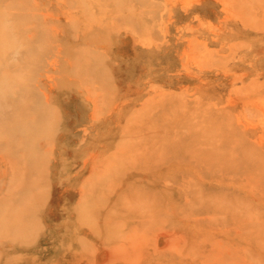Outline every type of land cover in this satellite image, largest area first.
Returning <instances> with one entry per match:
<instances>
[{"label": "rangeland", "instance_id": "obj_1", "mask_svg": "<svg viewBox=\"0 0 264 264\" xmlns=\"http://www.w3.org/2000/svg\"><path fill=\"white\" fill-rule=\"evenodd\" d=\"M1 15L2 86L40 109L26 147L47 188L0 264H264V0H0ZM22 153L0 151L1 201L25 189Z\"/></svg>", "mask_w": 264, "mask_h": 264}, {"label": "bare ground", "instance_id": "obj_2", "mask_svg": "<svg viewBox=\"0 0 264 264\" xmlns=\"http://www.w3.org/2000/svg\"><path fill=\"white\" fill-rule=\"evenodd\" d=\"M104 2H105V0H104ZM4 15H1V21H0V51L2 50V48H4L7 44H9V43H12L13 41H16V37H15V34H14V31H15V27H12V26H9V24H6L5 23V20H4ZM231 48V47H230ZM3 52V51H2ZM7 52V51H6ZM20 67V66H19ZM19 67H18V69H19ZM8 69V68H7ZM3 70V74L1 75V73H0V151H6V152H14V150H19L20 148L21 149H24V153H22L23 154V156H21L18 160L19 161H25L26 162V164H27V173H26V177L24 176V179H23V184L25 185V189H24V191H20V193H16V195L14 196V197H8V199H5V201H1V202H3L2 203V205H4L3 207L5 208L6 207V209H4V208H1L0 209V240L1 239H4V238H9V237H12L13 235V237H18V235H21V236H23V235H28L27 233H30V234H32L31 232H33V231H31V230H33L32 229V227H30V232H28L27 230L26 231H24L25 229H22V228H24V225H22L24 222H27V221H29V219H31V215H32V213H33V211L32 210H34V207H35V204H36V201H38V199H40V196H39V194H38V191H40V190H38L39 189V185L38 184H36V181H37V179H38V176H40V174L39 173H42V172H47V171H45V170H43L42 172H40L39 171V175H37L36 173H37V170L35 169V163H33V162H35V160H36V157L35 156H33V154H31L30 153V150L26 147L27 146V143L30 141V140H32V135H31V131H29V126L30 127H32V126H34V128H36L35 126H39V125H41V123H43V119L41 118V116H40V109H39V107L38 106H36L35 104H34V102H33V100H32V97L30 96V95H27L25 92H22V90L20 89L21 88V86L19 87H17V89H16V85H15V87H13V85L11 84V87H5L4 86V84H3V86H2V83H4V82H2V80L5 78L4 76H6L7 78H8V76L9 75H11L12 73L11 72H9V70ZM2 72V71H1ZM10 77V76H9ZM3 78V79H2ZM9 79V78H8ZM254 80H255V78H254ZM5 82H7V81H5ZM17 82V81H16ZM258 83V82H257ZM256 83V84H257ZM24 84V83H23ZM7 86V85H6ZM8 86H10V85H8ZM4 88H6V91H5V93L4 94H2L3 93V91L5 90ZM23 89V88H22ZM254 89V88H253ZM24 90H25V88H24ZM28 91V90H27ZM7 93V94H6ZM24 93V94H23ZM5 94H6V96H5ZM16 94V95H15ZM7 95H11V96H9V98L10 97H12V96H14L15 98L14 99H11L10 101H8V97H7ZM13 98V97H12ZM91 100H92V98H91ZM95 103V102H94ZM47 107V106H46ZM49 108H51V107H48L47 109L49 110ZM10 109V110H9ZM54 112V111H53ZM56 112V111H55ZM54 112V113H55ZM49 113H52V110L50 109V112ZM53 114V113H52ZM56 114L57 113H55V114H53V115H55L56 116ZM48 115V114H47ZM50 116V115H49ZM48 117V116H47ZM51 117V116H50ZM50 117H48V118H50ZM51 119H54V118H52L51 117ZM56 120V119H55ZM63 120V119H62ZM47 121H49V122H51L52 124L51 125H53V121L51 120H47ZM46 123H48V122H46ZM61 123V122H60ZM43 125V124H42ZM47 125V124H46ZM218 126V125H217ZM46 127H48V125L46 126ZM53 127H55V126H53ZM52 127V128H53ZM40 128H41V126H40ZM39 128V129H40ZM42 129H43V127H42ZM248 129V128H247ZM45 131H48V130H46V128H45ZM57 131V130H56ZM51 132H52V130H51ZM47 133H49V132H47ZM53 133H56V132H54L53 131ZM86 133V132H85ZM37 134V133H36ZM42 134H43V132H42ZM41 135V134H40ZM49 135V134H48ZM47 135V137H49ZM264 135V134H263ZM42 136H44V135H42ZM62 137V136H61ZM262 137V136H261ZM50 138V137H49ZM39 139V138H38ZM42 139V138H41ZM43 139H45V138H43ZM51 139H54V138H52L51 137ZM208 140H210V138L208 139ZM42 141V140H41ZM40 141V142H41ZM48 141H54V143H55V139L54 140H48ZM252 141V140H251ZM263 141H264V139H263ZM33 142V141H32ZM37 142V141H36ZM45 142V141H44ZM60 142V141H59ZM208 143H210V142H208ZM218 143V142H217ZM30 144V143H29ZM211 144V143H210ZM209 144V145H210ZM216 144V143H215ZM31 145V144H30ZM42 145H44V143H42ZM217 145V144H216ZM234 145V144H233ZM215 146V145H214ZM49 147V146H48ZM47 147V148H48ZM210 147H211V145H210ZM218 147V146H217ZM217 147H215V148H217ZM32 148V147H31ZM73 148V147H72ZM221 147H219L218 149H220ZM213 149V148H212ZM232 149V148H231ZM69 150V149H68ZM74 150H75V148H74ZM217 150V149H216ZM65 151H67L66 149H65ZM76 151H78V150H76ZM75 151V152H76ZM209 151V150H208ZM212 151V150H211ZM50 151H46V153H49ZM212 152H214V151H212ZM212 152H209V153H212ZM3 153V152H2ZM1 153V154H2ZM60 153H61V151H60ZM66 153V152H65ZM236 153V152H235ZM0 154V155H1ZM36 154V153H35ZM215 154V153H214ZM5 155V154H4ZM42 155V154H41ZM62 155V154H61ZM229 155V154H228ZM233 155H234V153H233ZM232 155V156H233ZM1 156H3V155H1ZM9 156H10V154H9ZM15 156V155H14ZM25 156V157H24ZM43 156V155H42ZM46 156H47V154H46ZM45 156V157H46ZM211 156H213V155H211ZM210 156V157H211ZM253 156V155H252ZM7 157V156H6ZM40 157V156H39ZM62 158L64 157V156H61ZM246 157V156H245ZM13 158V157H12ZM18 158V157H17ZM49 158V157H48ZM48 158H46L48 161H49V159ZM61 158V159H62ZM78 158V157H77ZM92 158H94V157H92ZM212 158V157H211ZM226 158V157H225ZM239 158H241V157H239ZM238 158V160L240 161V159ZM246 158H248V157H246ZM246 158H243V162H245V160L244 159H246ZM262 158V157H261ZM9 158H7V160H8ZM15 159V158H14ZM31 159V160H30ZM75 159V158H74ZM3 160H5V158H3ZM17 160V161H18ZM67 160V159H66ZM252 160V159H251ZM16 161V162H17ZM27 161H28V163H27ZM46 161V160H45ZM233 161V160H232ZM237 161V160H236ZM247 161V160H246ZM250 160H248V162H249ZM7 162H9V160L7 161ZM6 162V163H7ZM67 162H69V161H67ZM241 162H242V159H241ZM253 162H255V159H254V161ZM14 163H15V161H14ZM45 163V162H44ZM48 163V162H47ZM66 163V162H65ZM93 163H94V160H93ZM20 164V163H19ZM25 164V165H26ZM50 164V163H49ZM60 164H61V162H60ZM63 164V163H62ZM230 164V163H229ZM233 164H234V162H233ZM244 164H247V163H244ZM254 164V163H253ZM260 164V163H259ZM41 165H43L42 167L43 168H41V169H46V167H45V164H41ZM91 165H93V164H91ZM95 165V164H94ZM228 165V164H227ZM226 165V166H227ZM50 166V165H49ZM62 166H64V165H62ZM61 166V168H63ZM67 166H68V164H67ZM67 166H64V167H66L67 168ZM238 166V165H237ZM253 166V165H252ZM19 167V166H18ZM22 167V166H21ZM20 167V168H21ZM73 167H74V165H73ZM92 167V166H91ZM91 167H90V169H91ZM246 167H248V166H246ZM17 168V166L15 167V169ZM39 167H37V169H38ZM94 168V167H93ZM22 169V168H21ZM56 169H57V167H56ZM65 169V168H64ZM89 169V170H90ZM96 169V168H95ZM94 169V170H95ZM17 171L18 170H20V169H16ZM36 170V172H35V175L33 176V174L31 173V172H34ZM39 170H40V168H39ZM47 170H48V168H47ZM88 170V171H89ZM92 172V171H91ZM95 172V171H94ZM14 173H15V171H14ZM89 173V172H88ZM63 174V173H62ZM91 174V173H90ZM20 175V174H19ZM22 175V174H21ZM25 175V174H24ZM37 175V176H36ZM42 175V174H41ZM44 175V174H43ZM72 175V174H71ZM67 176H69V175H67ZM89 175H87V177H88ZM91 176V175H90ZM43 177V176H42ZM65 178H67L66 177V175L64 176ZM96 177V176H95ZM103 177V176H102ZM105 177V176H104ZM253 177V176H252ZM251 177V178H252ZM14 178H15V176H14ZM45 178V177H44ZM70 178V177H69ZM91 178H92V176H91ZM93 178H94V175H93ZM46 179H48V178H46ZM45 179V180H46ZM68 179V178H67ZM88 179H89V177H88ZM102 179V178H101ZM257 179V178H256ZM41 180H43V179H41V177L39 178V181H41ZM63 180V179H62ZM87 180V179H86ZM91 181L92 180H95L96 181V179L94 178V179H90ZM98 180V179H97ZM51 181H52V179H51ZM50 181V182H51ZM63 181H65V180H63ZM91 181H89L90 183H91V185H94V184H92V183H95V181L94 182H91ZM256 181V180H255ZM38 182V181H37ZM49 182V183H50ZM66 182H69V179H68V181L66 180ZM81 182L82 183H84L82 180H81ZM258 182V181H257ZM45 183V182H44ZM46 183H47V181H46ZM45 183V184H46ZM81 183V184H82ZM43 184V183H42ZM48 184V183H47ZM254 184V183H253ZM256 184V183H255ZM36 185H38L39 187H38V189L36 188ZM40 185H41V183H40ZM51 185V184H50ZM72 185V184H71ZM87 186V185H86ZM96 186V185H95ZM94 186V187H95ZM45 187V188H47L46 187V185L45 186H43V185H41V191H42V189ZM49 187V186H48ZM80 188H81V186H79ZM44 188V189H45ZM78 188V187H77ZM79 188V189H80ZM88 188H89V186H88ZM88 188H86L87 190L86 191H88L89 192V189ZM83 191H84V188H81ZM80 189V190H81ZM94 189V188H93ZM35 190V191H34ZM38 190V191H37ZM40 191V192H41ZM46 191V190H45ZM91 191V193L93 192L92 190H90ZM96 191V190H95ZM94 191V192H95ZM43 192V191H42ZM81 192V191H80ZM86 193V192H85ZM85 193H83V198L86 196L85 195ZM44 194V195H43ZM42 195L43 196H45V192L43 193ZM81 194V193H80ZM87 194H90V192L89 193H87ZM81 196V195H80ZM87 197H88V195H87ZM94 196H92L91 197V200H92V198H93ZM96 197V196H95ZM6 198V197H5ZM83 198H82V200H83ZM4 199V198H3ZM85 199V198H84ZM88 199H89V197H88ZM95 199V198H94ZM80 201V200H79ZM94 201V203H96L95 202V200H93ZM81 202V201H80ZM84 202H87V199H85V201H83L82 203H84ZM71 204V203H70ZM89 204V203H88ZM73 205V204H72ZM73 206H75V205H73ZM85 206H87L86 204H85ZM89 206H91V204H89ZM93 206V205H92ZM80 207H81V205H80ZM70 208H71V206H70ZM73 208V207H72ZM93 208V207H92ZM94 208H95V204H94ZM145 208V207H144ZM83 209V208H82ZM82 209H79L80 210V214L82 215V217H83V214L85 213L84 211H81ZM87 209V208H86ZM146 209V212L148 211V208L146 207L145 208ZM7 212H6V211ZM74 210H76V209H74ZM93 210V209H92ZM42 211V210H41ZM72 211V210H71ZM70 210H69V212H71ZM87 211H89V210H87ZM91 211V210H90ZM73 212H75V211H73ZM91 213V212H90ZM90 213L89 214H85L84 215V220H85V216L87 215H90ZM92 213H93V211H92ZM95 213V212H94ZM39 214V213H38ZM74 214V213H73ZM75 214H77L78 215V213H76L75 212ZM42 215H43V213H42ZM42 215H41V217H42ZM81 215H79V216H81ZM89 218H91V216H88ZM77 218V217H76ZM78 219V218H77ZM79 219H81V217H79ZM86 219H88V218H86ZM93 219H94V216H93ZM83 220V221H84ZM72 221V220H71ZM80 221V220H79ZM83 221H81L82 223H83ZM87 222H86V224L88 223V222H90V221H92L91 219L88 221V220H86ZM73 224H75V223H73ZM72 224V225H73ZM78 223H76L75 224V226L77 225ZM90 224H91V222H90ZM33 225V224H32ZM25 226H26V224H25ZM75 226H73V227H75ZM78 226V225H77ZM76 226V227H77ZM85 226V225H84ZM88 226H90V225H88ZM46 227V226H45ZM44 227V228H45ZM27 228V227H26ZM37 228V227H36ZM50 228V227H49ZM79 228H80V226H79ZM89 228V227H88ZM4 229H6V230H8V232H6V234L3 232L4 231ZM15 229H19L18 231L17 230H15ZM21 229L23 230V233H25V234H23V233H20L19 234V231L21 232ZM35 229V228H34ZM41 229H43V228H41ZM17 231V232H15V234H14V232L13 231ZM44 230V229H43ZM52 230V229H51ZM36 231H38V229L36 230ZM11 232V233H10ZM76 232V231H75ZM18 233V235H16ZM38 233V232H37ZM39 233H40V229H39ZM12 236H11V235ZM16 235V236H15ZM37 235H39V234H37ZM76 235V234H75ZM34 236H35V233H34ZM29 237H31L30 235H29ZM22 238V237H21ZM36 239L37 238H39V237H35ZM35 238H34V240H35ZM7 240V239H6ZM5 240V241H6ZM31 240H33V239H31ZM38 240V239H37ZM36 240V241H37ZM9 241V240H8ZM15 241V240H14ZM25 241H27L26 239H25ZM25 241H23L24 243H25ZM10 242V241H9ZM28 242H31V241H28ZM80 242V241H79ZM23 243V244H24ZM2 244V243H1ZM5 244V243H4ZM20 245H22V244H20ZM14 246V245H13ZM2 248V247H1ZM21 248V247H20ZM23 248V247H22ZM26 248V247H25ZM9 249V248H8ZM4 252V251H3ZM12 255V254H11ZM10 255V256H11ZM5 256H7V255H5ZM9 256V257H10ZM1 261H2V259H1ZM0 261V262H1Z\"/></svg>", "mask_w": 264, "mask_h": 264}]
</instances>
